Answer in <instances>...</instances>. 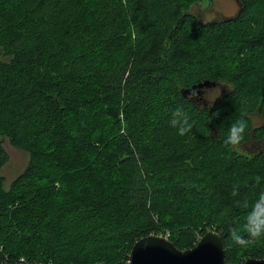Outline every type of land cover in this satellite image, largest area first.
I'll use <instances>...</instances> for the list:
<instances>
[{"label":"trees","instance_id":"16d2710c","mask_svg":"<svg viewBox=\"0 0 264 264\" xmlns=\"http://www.w3.org/2000/svg\"><path fill=\"white\" fill-rule=\"evenodd\" d=\"M195 1L0 0V171L4 137L28 152L8 187L0 172V263L112 264L143 235L187 248L208 228L227 264L264 257V238H229L264 192V150L224 143L240 119L264 136V0L205 21ZM203 78L227 85L211 107L180 91Z\"/></svg>","mask_w":264,"mask_h":264},{"label":"water","instance_id":"95a60500","mask_svg":"<svg viewBox=\"0 0 264 264\" xmlns=\"http://www.w3.org/2000/svg\"><path fill=\"white\" fill-rule=\"evenodd\" d=\"M237 3L238 6H241L238 1ZM226 17L224 16V18ZM221 81L218 79L203 78L189 86L181 87L180 91L182 95L190 99L195 105L203 106L201 102H206L203 97L204 91L208 88L212 89L220 86L221 84L219 83ZM193 89L196 90L197 96L190 97V92ZM210 126V134L217 132L213 125ZM225 254L226 248L221 235L213 228H208L199 236L195 244L187 248L176 246L166 235L149 233L134 241L128 259L118 260L112 264H227ZM0 264L34 263L2 262ZM242 264H264V257H247Z\"/></svg>","mask_w":264,"mask_h":264},{"label":"clouds","instance_id":"9594fccd","mask_svg":"<svg viewBox=\"0 0 264 264\" xmlns=\"http://www.w3.org/2000/svg\"><path fill=\"white\" fill-rule=\"evenodd\" d=\"M197 96V92L193 89L190 92V97ZM170 125L175 128L180 136H184L192 129V124L189 123V116L180 107L172 113ZM247 123L244 119H240L231 124L228 135L224 141L226 146H231L239 151L240 145L245 140V132ZM257 182L259 177L256 178ZM244 208H249L247 203L243 204ZM246 236L241 235V231L232 228L229 230V238L234 244L244 245L248 240H258L264 238V192L259 194V197L251 205V210L246 216V223L243 228Z\"/></svg>","mask_w":264,"mask_h":264},{"label":"rangeland","instance_id":"374dc122","mask_svg":"<svg viewBox=\"0 0 264 264\" xmlns=\"http://www.w3.org/2000/svg\"><path fill=\"white\" fill-rule=\"evenodd\" d=\"M188 8L200 20L205 21L233 15L238 9V3L236 0H197L190 3ZM222 83L225 84L223 81ZM207 92L208 95H205V98L208 104L222 93H220L219 86L212 90L209 89ZM262 118L264 119V116ZM262 118L256 113L253 114L251 121L254 126H258L263 123L264 120ZM2 142L6 152V161L2 165L0 172L4 179V186L8 187L12 179L25 167L28 160V152L11 145L5 137L2 139Z\"/></svg>","mask_w":264,"mask_h":264},{"label":"flooded vegetation","instance_id":"af4514ba","mask_svg":"<svg viewBox=\"0 0 264 264\" xmlns=\"http://www.w3.org/2000/svg\"><path fill=\"white\" fill-rule=\"evenodd\" d=\"M222 81L219 83V84H221L219 86L220 93L222 92L221 95L224 94L225 89H226V85L223 84ZM223 82L226 83L225 81H223ZM212 89H214V88H212ZM208 90H209V88L204 91V94H203L204 95L203 96L204 98H205V95H208V92H207ZM205 100H206V102L202 101L201 102V105H203L204 107H211L210 104L212 102H209V104H208L206 98H205ZM258 116L262 118V116L260 114H258ZM250 118L252 120L253 114H250ZM263 123H264V121H263ZM213 134H215V132H213ZM241 147H242V149H241ZM263 150H264V136H262V137H256L255 134L251 133V137L249 139H247V140H245V141L242 142V144L240 145V150L238 152L241 153V154H245V155H250L251 156L253 154H257L259 152H262Z\"/></svg>","mask_w":264,"mask_h":264},{"label":"built area","instance_id":"2783aa9c","mask_svg":"<svg viewBox=\"0 0 264 264\" xmlns=\"http://www.w3.org/2000/svg\"><path fill=\"white\" fill-rule=\"evenodd\" d=\"M18 262H29V261H26L23 257H21ZM51 264H53V263H51Z\"/></svg>","mask_w":264,"mask_h":264}]
</instances>
